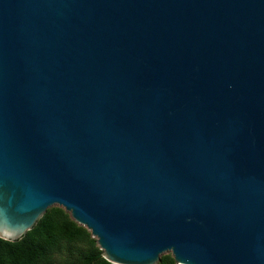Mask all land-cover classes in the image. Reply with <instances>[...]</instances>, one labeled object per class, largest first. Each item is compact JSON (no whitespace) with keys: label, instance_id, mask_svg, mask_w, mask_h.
Returning a JSON list of instances; mask_svg holds the SVG:
<instances>
[{"label":"water","instance_id":"1","mask_svg":"<svg viewBox=\"0 0 264 264\" xmlns=\"http://www.w3.org/2000/svg\"><path fill=\"white\" fill-rule=\"evenodd\" d=\"M53 204L115 264H264V0H0V237Z\"/></svg>","mask_w":264,"mask_h":264},{"label":"trees","instance_id":"2","mask_svg":"<svg viewBox=\"0 0 264 264\" xmlns=\"http://www.w3.org/2000/svg\"><path fill=\"white\" fill-rule=\"evenodd\" d=\"M0 264H115L100 252L87 230L61 206L50 205L15 240L0 237ZM154 264H176L163 252Z\"/></svg>","mask_w":264,"mask_h":264},{"label":"rangeland","instance_id":"3","mask_svg":"<svg viewBox=\"0 0 264 264\" xmlns=\"http://www.w3.org/2000/svg\"><path fill=\"white\" fill-rule=\"evenodd\" d=\"M55 205V204H54Z\"/></svg>","mask_w":264,"mask_h":264}]
</instances>
